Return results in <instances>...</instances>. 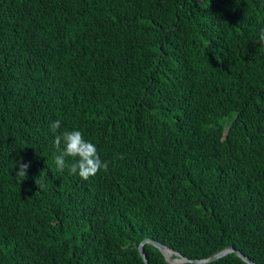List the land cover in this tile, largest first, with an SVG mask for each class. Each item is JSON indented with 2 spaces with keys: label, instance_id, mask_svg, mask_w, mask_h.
<instances>
[{
  "label": "trees",
  "instance_id": "16d2710c",
  "mask_svg": "<svg viewBox=\"0 0 264 264\" xmlns=\"http://www.w3.org/2000/svg\"><path fill=\"white\" fill-rule=\"evenodd\" d=\"M261 29L264 0H0V264H264ZM55 120L108 170L59 171Z\"/></svg>",
  "mask_w": 264,
  "mask_h": 264
},
{
  "label": "clouds",
  "instance_id": "9594fccd",
  "mask_svg": "<svg viewBox=\"0 0 264 264\" xmlns=\"http://www.w3.org/2000/svg\"><path fill=\"white\" fill-rule=\"evenodd\" d=\"M261 47H264V29H261L259 39L257 41ZM50 130L54 136V147L56 154L54 155V162L59 171H63L66 167V160L72 158L73 162L68 165L70 174H78L82 179L88 180L95 176L99 171L108 170L109 161L101 159L97 147L92 142L85 140L84 135L79 130H64L61 129V121L55 120L49 125ZM120 159H124L120 155ZM23 158L16 162L19 165V171L16 172V177L23 181L30 167L29 163H23ZM43 172L36 179L39 189L43 187Z\"/></svg>",
  "mask_w": 264,
  "mask_h": 264
},
{
  "label": "water",
  "instance_id": "95a60500",
  "mask_svg": "<svg viewBox=\"0 0 264 264\" xmlns=\"http://www.w3.org/2000/svg\"><path fill=\"white\" fill-rule=\"evenodd\" d=\"M152 244L156 248H158L162 254L165 256L166 260L170 264H184V263H195V264H210L215 261H218L224 257H226L229 254H237L243 261H245L247 264H257L248 257H246L242 252L236 251L234 248H228L226 250L221 251L220 253L212 256L211 258L205 259V260H189L185 256H183L181 253L174 251L170 248H168L166 245H164L161 242L155 241L153 239H145L139 246V251L145 261L146 264H149V261L146 257L144 245L145 244ZM166 252H170L171 256H167ZM172 255H175V258H172Z\"/></svg>",
  "mask_w": 264,
  "mask_h": 264
},
{
  "label": "bare ground",
  "instance_id": "6f19581e",
  "mask_svg": "<svg viewBox=\"0 0 264 264\" xmlns=\"http://www.w3.org/2000/svg\"><path fill=\"white\" fill-rule=\"evenodd\" d=\"M170 254H171L170 252H166V255H167V256H170Z\"/></svg>",
  "mask_w": 264,
  "mask_h": 264
}]
</instances>
